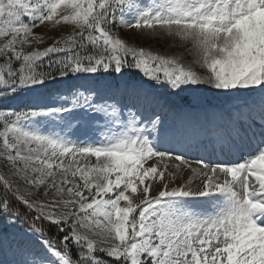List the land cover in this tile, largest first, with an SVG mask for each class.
I'll return each mask as SVG.
<instances>
[{
    "label": "snow or ice",
    "instance_id": "snow-or-ice-1",
    "mask_svg": "<svg viewBox=\"0 0 264 264\" xmlns=\"http://www.w3.org/2000/svg\"><path fill=\"white\" fill-rule=\"evenodd\" d=\"M52 23L78 31L25 52L42 42L33 29ZM120 27L191 43L206 74L129 46L113 32ZM57 53L66 55L43 70ZM3 58L0 102L22 107L0 110V157L25 185L61 201L37 203L29 196L38 193L13 190L0 175V264H110L97 251L117 264H264V0H0ZM205 90L254 99L222 110L215 135L192 144L177 102ZM245 145L243 162L198 158L196 189L165 184L149 197L146 180L164 179L158 166L145 167L149 160L187 164L186 148L211 157ZM77 155L95 163L65 167L62 158ZM138 189L141 205L126 194ZM193 198L207 199L195 207ZM61 202L66 212L45 210ZM42 219L62 237L47 238ZM94 236L110 246L97 249Z\"/></svg>",
    "mask_w": 264,
    "mask_h": 264
},
{
    "label": "rangeland",
    "instance_id": "rangeland-1",
    "mask_svg": "<svg viewBox=\"0 0 264 264\" xmlns=\"http://www.w3.org/2000/svg\"><path fill=\"white\" fill-rule=\"evenodd\" d=\"M76 31H78V29H75L73 25H65L63 23H61L60 25H56L52 23V24H46V25L35 27L33 29V32L35 33L36 36H39L42 38V42L38 44L33 43L30 46L26 45L24 46L23 50L25 52H30L33 49L43 51L44 49L52 45L54 41L64 39L69 35H73L74 32ZM113 32H115L119 38L123 39L131 47H137V48L142 47L146 51H151L154 54L163 55L165 57H175L179 59V62L182 65H184L186 68H191L192 70H194L200 75L206 74V69L201 67L200 64L197 62V54H196V51L193 49L191 43H184L180 41L178 38H171V37H168L167 35H163L162 38H149L147 34H142L141 32H138L135 29L129 30L123 27L114 28ZM17 50H20L19 47ZM65 55H66L65 53H57V54H53L52 58L55 57V60L63 59ZM4 60H6V58L0 59V63H3ZM51 60L53 61V59ZM12 63L16 64L17 62L13 61ZM125 72H130V73L135 74V79L140 82H143L146 79L142 76V74L136 73L135 69L126 68ZM201 87L204 89H207L208 86L202 85ZM153 91H157V90H153ZM214 91L215 90H210V91L205 90V91L195 94V97L188 95V96H185L182 101L177 102V105L184 109V114L180 117V119L183 121L184 135L186 139H188V141L192 144H196L198 141L204 139L205 135L209 136V134L211 133L210 130L199 128L198 126L199 123L208 122V123H204V125H206L205 128H208L209 123H213V122L214 124L217 123V125H219L222 122L220 120V113L222 110L226 108H231L234 104H238L242 102H251V100L254 99V97L233 98V97H228V96H217L213 94ZM20 107H22V102L20 100L6 99V102H0V110H8V111L19 110ZM192 108H195V111H193ZM168 116L169 118L167 121L169 123H172L174 119V114L169 113ZM0 128H2V126H0ZM213 130L216 131L217 128L216 130L213 128ZM212 136H214V132L212 133ZM164 146L167 147L168 145H164ZM0 148H2V141H0ZM192 148L193 147L186 148L183 150V152H186V151L190 152ZM246 149H248L247 145H245L242 149H238L235 154H232V155L217 154V156L216 155L215 156L217 159L224 158L226 159L227 162H232V159L230 158L236 157L237 161L239 160L240 162L241 156L243 155L244 152H246L245 151ZM200 152H202L205 155L207 154L204 151H200ZM197 153H199V151ZM186 154L194 155L193 153H186ZM187 156L189 157V155ZM62 159H65V167L71 165L73 170L78 164L82 166H90L92 163H95L94 157L88 158V157H82L78 155L77 157L75 156V158L67 157V158H62ZM157 159L159 158H153L152 160H149L148 162H146L145 167L149 166L150 164L155 165V163L157 162L156 161ZM187 160L192 161V162L196 161V159L194 158H192L191 160L190 157ZM187 164L185 165L183 164L182 169L180 170V172L177 174L176 177L171 175L167 167L162 166L161 171L164 172L165 174L164 176L166 177L164 180H160L157 178L154 182L149 181V180H146L145 182L146 184L147 183L153 184L152 188L150 189L149 197L150 198L156 197L158 195L159 189H162L165 184H167L168 186L172 188L173 185L174 187H177L180 185H187L190 181H192L193 183L191 185L193 187L197 186L198 183H199V186H201V182L204 179L202 175L198 174L201 172L195 171L196 169H198L197 167L190 165V164L187 165ZM0 175H3L6 179H8L13 184V190L19 187V190L22 193H26V192L38 193V195L29 196L30 200L34 199L37 201V203H43L45 205H48L53 200L61 201V197L56 195L55 191L53 190H48L49 194L45 195L46 189L44 186H39V188L36 189V188H31L30 186L25 185L23 181L19 180L17 176L12 174L9 166H7L6 161L4 160L3 157H0ZM68 177H69V180L74 179V182L80 183L81 187H83V182L80 181L79 177L72 178L70 173L68 174ZM59 179H60V174L57 175V181H59ZM172 179H175V180H172ZM164 181L165 183H163ZM68 186H72V185L70 184L65 187H68ZM85 194L87 195V192H85ZM126 194L130 196L134 204L141 205V201L143 199L141 189H138V192L135 195L131 194L130 192ZM63 199L64 200L70 199V197L67 195L66 192L63 194ZM205 199L207 198H193L192 200L193 206L200 207V204L198 203V201L205 200ZM121 206L122 207L126 206L123 201L121 202ZM76 207H78V205ZM45 210L50 211L54 213L55 215H60L62 212L67 211V209L63 207L62 202L58 203L54 207H46ZM137 211H139V208L137 209ZM80 215H82V213ZM71 220H72V217H69V223L67 225L69 229L71 228ZM92 238L97 240V249L101 247L106 248L110 246L109 243H104V244L99 243L101 239L99 236H94Z\"/></svg>",
    "mask_w": 264,
    "mask_h": 264
},
{
    "label": "bare ground",
    "instance_id": "bare-ground-1",
    "mask_svg": "<svg viewBox=\"0 0 264 264\" xmlns=\"http://www.w3.org/2000/svg\"><path fill=\"white\" fill-rule=\"evenodd\" d=\"M168 118H169V116H167L166 117V119L168 120ZM169 120H171V119H169ZM199 127H202V126H204V123H199V125H198ZM214 135H215V133H214ZM248 149H246L245 151H247ZM199 151V153H197ZM200 151H202V150H200V149H198V148H196V147H193L192 148V150H190V152L189 151H186V152H183V155H184V158H185V160L188 162V164H190V165H193V166H195V167H197L198 169H196L195 171H198V172H202L203 171V169L201 168V166L198 164V163H196V162H192V161H189V160H187L189 157L191 158V160H192V158H194V159H198V158H204L207 162H209V163H217V162H220V163H226L227 161H226V159H224V158H221V159H217L216 158V156H211V157H209L207 154L205 155V154H203L202 152H200ZM185 153V154H184ZM186 153H193L194 155H191V154H186ZM195 153H196V155H195ZM187 155H189V157L187 156ZM79 156V155H78ZM77 157V156H76ZM220 157V156H219ZM230 157V156H229ZM84 159V158H83ZM230 159H232V162H236L237 161V159H236V157L235 158H230ZM75 160V159H74ZM157 162L155 163V166H158V168L161 170V167L162 166H164V167H167V169L170 171V173H171V175L172 176H177V174L180 172V170L182 169V167H183V164L182 163H180L179 161H176V160H172V159H165V160H160V159H157L156 160ZM84 162V161H83ZM93 162V161H92ZM240 162H243V160L242 159H240ZM86 164H88V163H86ZM182 164V165H181ZM187 164V165H188ZM185 165V164H184ZM193 168V167H192ZM163 169H165V168H163ZM194 169V168H193ZM184 170V169H183ZM165 175V174H164ZM174 177V178H175ZM166 177L164 176V179H165ZM163 179V180H164ZM172 180H175V179H172ZM163 183H165V181L163 182ZM171 183V182H170ZM176 183H178V182H176ZM193 182L192 181H190L187 185L188 186H190L191 188H193V189H196L197 187H199V183L197 184V186H192L191 184H192ZM172 185V184H171ZM176 185V184H175ZM177 186V185H176ZM170 187V186H169ZM173 187H174V185H173ZM171 188V187H170ZM159 189V188H158ZM159 190H161V189H159Z\"/></svg>",
    "mask_w": 264,
    "mask_h": 264
},
{
    "label": "trees",
    "instance_id": "trees-1",
    "mask_svg": "<svg viewBox=\"0 0 264 264\" xmlns=\"http://www.w3.org/2000/svg\"><path fill=\"white\" fill-rule=\"evenodd\" d=\"M51 57V58H50ZM53 59V61H55V57L52 58V55H50L49 57L44 58L43 60V70H47V65L48 62ZM52 61V60H51ZM21 211H24V206L20 205ZM33 215H35V212H33ZM32 217L29 216V222H31ZM37 224L39 226H42L44 228L45 231V235L47 238L49 239H53L54 242L56 240H58L60 237H62L63 233H60L58 231V228L56 226H50L49 221L47 220H38ZM27 226V224H26ZM59 247V245H57ZM75 251V249H73V252ZM97 255L100 256L103 260H108L110 262V264H117V262L114 260V258H109L106 256V254L101 253L99 251H97Z\"/></svg>",
    "mask_w": 264,
    "mask_h": 264
}]
</instances>
